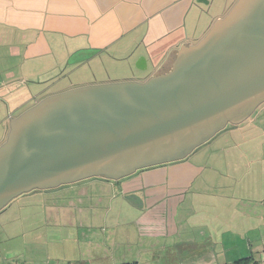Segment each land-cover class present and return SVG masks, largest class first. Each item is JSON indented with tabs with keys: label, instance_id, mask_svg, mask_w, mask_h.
Masks as SVG:
<instances>
[{
	"label": "crops",
	"instance_id": "1",
	"mask_svg": "<svg viewBox=\"0 0 264 264\" xmlns=\"http://www.w3.org/2000/svg\"><path fill=\"white\" fill-rule=\"evenodd\" d=\"M236 1L0 0V145L47 95L169 71ZM248 119L183 160L21 195L0 264H264V118Z\"/></svg>",
	"mask_w": 264,
	"mask_h": 264
},
{
	"label": "water",
	"instance_id": "2",
	"mask_svg": "<svg viewBox=\"0 0 264 264\" xmlns=\"http://www.w3.org/2000/svg\"><path fill=\"white\" fill-rule=\"evenodd\" d=\"M263 103L264 0H237L169 71L50 94L12 117L0 212L34 190L183 160Z\"/></svg>",
	"mask_w": 264,
	"mask_h": 264
},
{
	"label": "rangeland",
	"instance_id": "3",
	"mask_svg": "<svg viewBox=\"0 0 264 264\" xmlns=\"http://www.w3.org/2000/svg\"><path fill=\"white\" fill-rule=\"evenodd\" d=\"M237 2V1H236ZM230 11V10H229ZM5 102H0V104L1 105H3ZM29 106V105H28ZM15 108H17V107H14L13 108V111L15 112V113H19L20 111L18 110V109H15ZM262 110H264V103L261 105V106H259L258 108H257V110L254 112V114L248 119V120H250V121H256V120H262L263 118H264V113L263 114H260V112L262 111ZM5 111H6V109H5ZM3 115V114H2ZM256 124H259V122L258 123H256ZM0 129H2V128H0ZM205 145V144H204ZM71 194V193H70ZM67 196V195H66ZM20 197V196H19ZM16 199H18V197L16 198ZM16 199H14L10 204H9V206L16 200ZM17 204H18V202H16ZM17 204H15V206H14V208L15 207H17ZM6 208H8V206L6 207ZM5 208V209H6ZM1 222H0V226H1Z\"/></svg>",
	"mask_w": 264,
	"mask_h": 264
},
{
	"label": "flooded vegetation",
	"instance_id": "4",
	"mask_svg": "<svg viewBox=\"0 0 264 264\" xmlns=\"http://www.w3.org/2000/svg\"><path fill=\"white\" fill-rule=\"evenodd\" d=\"M27 81H24V83L22 84V85H25V86H27ZM24 86V87H25ZM2 87H6V85L4 84ZM1 87V88H2ZM23 87V86H22ZM11 94V93H10ZM10 94H1L0 95V102H5V100H6V98H8V96L10 95ZM42 99V98H41ZM34 105V104H33ZM31 107V106H30ZM29 108V107H28ZM27 108V109H28ZM26 110V109H25ZM24 110V111H25ZM23 112V111H22ZM21 112V113H22ZM21 113H19V114H21ZM19 114H17V115H19ZM12 117H14V116H12ZM11 116H9V120L6 122L7 123V128H8V130H7V134H8V131H9V121H10V119L12 118ZM6 137H7V135H6ZM6 139V138H5ZM4 142V141H3ZM143 170V169H142ZM139 171H141V170H139ZM90 179V178H89ZM105 179V178H104ZM85 180H87V179H85ZM108 180V179H107ZM82 181H84V180H82ZM79 182H81V181H79ZM77 183V182H76ZM69 185V184H68ZM63 186H65V185H63ZM61 187V186H60ZM59 188V187H58ZM50 190V189H49ZM34 191H41V190H34ZM31 192H33V191H31ZM30 193V192H29ZM25 194H27V193H25ZM24 195V194H23ZM9 206V205H8ZM3 211H5V209L4 210H2L1 212H0V214L1 213H3Z\"/></svg>",
	"mask_w": 264,
	"mask_h": 264
},
{
	"label": "trees",
	"instance_id": "5",
	"mask_svg": "<svg viewBox=\"0 0 264 264\" xmlns=\"http://www.w3.org/2000/svg\"><path fill=\"white\" fill-rule=\"evenodd\" d=\"M244 262H245L244 259H242V260H238V261H237V264H242V263H244ZM125 264H137V263H125Z\"/></svg>",
	"mask_w": 264,
	"mask_h": 264
},
{
	"label": "built area",
	"instance_id": "6",
	"mask_svg": "<svg viewBox=\"0 0 264 264\" xmlns=\"http://www.w3.org/2000/svg\"><path fill=\"white\" fill-rule=\"evenodd\" d=\"M19 83H20V84H23V83H24V81H21V80H20V81H19Z\"/></svg>",
	"mask_w": 264,
	"mask_h": 264
}]
</instances>
